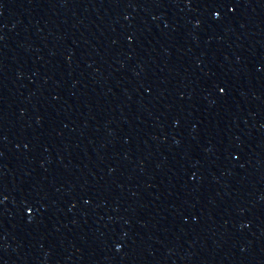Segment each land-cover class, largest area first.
Here are the masks:
<instances>
[{"label": "water", "instance_id": "water-1", "mask_svg": "<svg viewBox=\"0 0 264 264\" xmlns=\"http://www.w3.org/2000/svg\"><path fill=\"white\" fill-rule=\"evenodd\" d=\"M0 264H264V0H0Z\"/></svg>", "mask_w": 264, "mask_h": 264}]
</instances>
